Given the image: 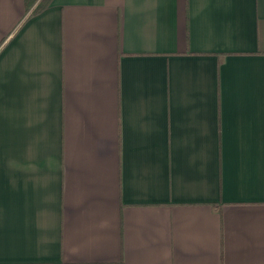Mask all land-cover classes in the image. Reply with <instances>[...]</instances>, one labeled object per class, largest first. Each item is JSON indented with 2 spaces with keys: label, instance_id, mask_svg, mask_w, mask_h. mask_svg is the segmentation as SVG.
I'll list each match as a JSON object with an SVG mask.
<instances>
[{
  "label": "crops",
  "instance_id": "obj_1",
  "mask_svg": "<svg viewBox=\"0 0 264 264\" xmlns=\"http://www.w3.org/2000/svg\"><path fill=\"white\" fill-rule=\"evenodd\" d=\"M0 0V264H264V0Z\"/></svg>",
  "mask_w": 264,
  "mask_h": 264
},
{
  "label": "trees",
  "instance_id": "obj_2",
  "mask_svg": "<svg viewBox=\"0 0 264 264\" xmlns=\"http://www.w3.org/2000/svg\"><path fill=\"white\" fill-rule=\"evenodd\" d=\"M37 1H38V0H27V6H28V7H31V6H33ZM50 1H51V0H41V2L39 3V5L37 6L36 11H42L43 9H45V8L48 6V4H49Z\"/></svg>",
  "mask_w": 264,
  "mask_h": 264
}]
</instances>
